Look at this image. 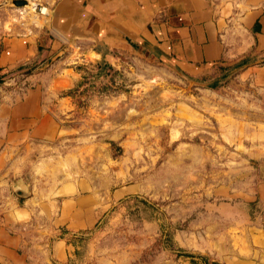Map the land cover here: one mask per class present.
<instances>
[{"label":"rangeland","instance_id":"374dc122","mask_svg":"<svg viewBox=\"0 0 264 264\" xmlns=\"http://www.w3.org/2000/svg\"><path fill=\"white\" fill-rule=\"evenodd\" d=\"M14 1L0 0V35L51 28L52 9L41 0ZM81 45L74 80L42 87L61 130L47 150L67 160L75 195L88 196L102 215L87 229L53 230L48 251L65 237L67 258L48 264H258L251 228L260 212L250 198L258 164L250 156L251 134L264 122V92L194 85L137 52L96 62ZM60 62L51 78L66 66ZM42 72L10 73L0 103L22 97Z\"/></svg>","mask_w":264,"mask_h":264},{"label":"crops","instance_id":"0c3cea01","mask_svg":"<svg viewBox=\"0 0 264 264\" xmlns=\"http://www.w3.org/2000/svg\"><path fill=\"white\" fill-rule=\"evenodd\" d=\"M41 2L54 11L46 33L0 35V85L17 70L43 71L36 79L40 83L22 97L9 95L0 103V264L62 262L66 239L56 237L49 252L52 231L87 229L102 215L101 209L89 207L88 196L75 195L72 174L68 177L63 168L67 160H56L47 150L61 130L44 105L48 97L42 87L74 80L80 56L76 44L86 45H81L82 55L95 54L96 62L112 64L122 54L137 52L194 85L210 90L251 86L264 92V0ZM56 58V65L62 61L66 66L51 78L56 65L48 67ZM261 125L251 134L256 142L250 156L258 164L250 196L260 212L251 228L260 245L258 264H264ZM56 164L62 165L60 175Z\"/></svg>","mask_w":264,"mask_h":264},{"label":"water","instance_id":"95a60500","mask_svg":"<svg viewBox=\"0 0 264 264\" xmlns=\"http://www.w3.org/2000/svg\"><path fill=\"white\" fill-rule=\"evenodd\" d=\"M14 4L16 5V6H18V7H24V6H26L27 4H28V1L27 0H15L14 1ZM48 12H49V10H48ZM46 14H48V13H46ZM52 14H53V16H54V11H52ZM95 55V54H94ZM99 62H102V61H99ZM222 89V88H221Z\"/></svg>","mask_w":264,"mask_h":264}]
</instances>
